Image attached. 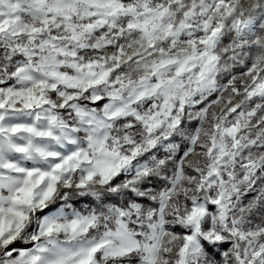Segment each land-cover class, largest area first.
<instances>
[{"label": "snow or ice", "instance_id": "1", "mask_svg": "<svg viewBox=\"0 0 264 264\" xmlns=\"http://www.w3.org/2000/svg\"><path fill=\"white\" fill-rule=\"evenodd\" d=\"M0 264H264V0H0Z\"/></svg>", "mask_w": 264, "mask_h": 264}]
</instances>
